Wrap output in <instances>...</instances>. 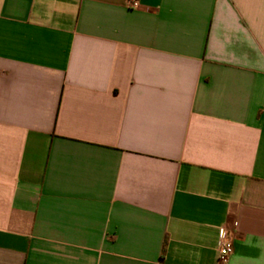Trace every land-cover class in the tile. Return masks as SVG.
Segmentation results:
<instances>
[{
    "label": "crops",
    "instance_id": "obj_1",
    "mask_svg": "<svg viewBox=\"0 0 264 264\" xmlns=\"http://www.w3.org/2000/svg\"><path fill=\"white\" fill-rule=\"evenodd\" d=\"M0 264H264V0H0Z\"/></svg>",
    "mask_w": 264,
    "mask_h": 264
},
{
    "label": "built area",
    "instance_id": "obj_2",
    "mask_svg": "<svg viewBox=\"0 0 264 264\" xmlns=\"http://www.w3.org/2000/svg\"><path fill=\"white\" fill-rule=\"evenodd\" d=\"M127 5L131 8L139 6V0H127ZM234 250V244L231 236V231L225 227H220L218 253L220 259H225Z\"/></svg>",
    "mask_w": 264,
    "mask_h": 264
}]
</instances>
